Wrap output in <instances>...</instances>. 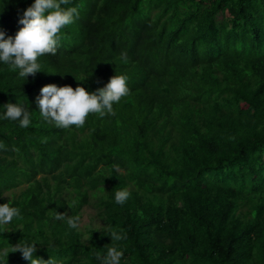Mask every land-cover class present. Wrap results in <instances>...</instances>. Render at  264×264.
<instances>
[{"label":"trees","instance_id":"16d2710c","mask_svg":"<svg viewBox=\"0 0 264 264\" xmlns=\"http://www.w3.org/2000/svg\"><path fill=\"white\" fill-rule=\"evenodd\" d=\"M33 3L0 0V30L15 36ZM62 7L79 16L35 77L0 62V116L8 103L31 113L28 128L0 119V204L21 214L0 225V250L35 242L45 261L102 264L111 229L125 237L120 264H264V0ZM121 74L130 94L115 115L68 129L40 116L44 85L96 92ZM86 205L101 224L55 219ZM0 261L31 264L20 252Z\"/></svg>","mask_w":264,"mask_h":264},{"label":"clouds","instance_id":"9594fccd","mask_svg":"<svg viewBox=\"0 0 264 264\" xmlns=\"http://www.w3.org/2000/svg\"><path fill=\"white\" fill-rule=\"evenodd\" d=\"M70 0H34V3L24 12L19 23L23 25L15 36H6L0 30V62L7 64L13 71L19 70L18 75L26 80L41 71V62L52 58L62 48L59 45L61 31L75 22L79 16L77 7H62ZM69 49V48H67ZM43 57V60L40 59ZM124 62L127 54L122 53ZM127 75H115L109 82L96 92H89L82 86L75 89L71 85L57 86L47 84L40 89L35 103L39 108L40 116L44 121L54 124L58 128L68 129L75 125L83 127L90 114L115 115L113 105L130 94ZM6 111L0 119L18 121L21 128H28L31 124V113L28 108L20 104L8 103L4 106ZM0 148L4 145L0 144ZM130 198L127 189L116 191L115 202L123 205ZM20 219V209L12 207L9 203L0 204V225H8L13 219ZM55 219L66 221L69 228L79 227V216H68L67 212H55ZM112 246L107 247V254L102 264H120L123 249L118 242L125 237L115 230L108 229ZM37 243H18L12 251L0 250L6 260L9 253L20 252L24 260L31 264H59L54 257L45 261L35 256L38 251ZM0 264H4L0 261Z\"/></svg>","mask_w":264,"mask_h":264},{"label":"rangeland","instance_id":"374dc122","mask_svg":"<svg viewBox=\"0 0 264 264\" xmlns=\"http://www.w3.org/2000/svg\"><path fill=\"white\" fill-rule=\"evenodd\" d=\"M39 177V176H38ZM26 184H21L17 186L14 190L19 192ZM100 221L95 216V209L92 206H84L81 210L80 220H79V229L86 231L88 228L93 226H98Z\"/></svg>","mask_w":264,"mask_h":264}]
</instances>
